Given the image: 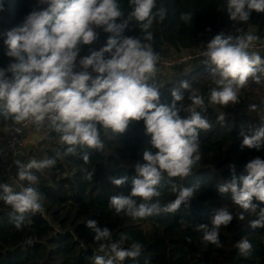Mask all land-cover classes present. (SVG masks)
<instances>
[{
	"label": "clouds",
	"instance_id": "9594fccd",
	"mask_svg": "<svg viewBox=\"0 0 264 264\" xmlns=\"http://www.w3.org/2000/svg\"><path fill=\"white\" fill-rule=\"evenodd\" d=\"M6 0H0V12L5 11ZM46 6V7H45ZM131 11L124 17L118 0H37L33 10L22 26L13 28L0 36L7 47L6 55L14 59L6 69H0V109L5 118L11 117L17 124L46 122L59 135L60 142L67 145L66 154H76L77 146L103 153L105 144L100 129L105 134L125 133L133 123L144 122L146 134L156 151L143 153L145 163H137L136 175L132 178L130 196L114 195L109 204L116 214L121 213L132 219H144L153 215L176 213L182 205L188 206L193 200L199 184L185 187L170 184V191L176 198L162 209L153 202L161 195L164 175L170 178H186L201 161L199 131L209 130L211 124L201 115L206 111L205 100L192 93L187 109L182 103L184 96L179 89L172 92L173 103H160V90L150 83L157 78V64L160 60L151 45L141 38L125 37L123 33L133 21L143 33L144 40L150 41L157 19L163 22L167 9L157 6V0H129ZM264 13V0H227V12L232 21L247 23L251 13ZM188 23L190 13L181 15ZM99 30L110 34L106 45L93 50L79 60L81 71H77V58L81 45H93L99 39ZM242 32L243 30H239ZM259 37L249 33L239 36L221 32L199 53L205 64L214 65L211 71L217 85L210 90L209 102L227 107L239 103V91L249 79L259 82L258 72L264 71V59L250 51L253 41ZM97 75H93L89 72ZM10 74V75H9ZM190 84L182 82L187 90ZM179 104V107L177 106ZM255 111L256 106H250ZM191 115L182 118L181 111ZM220 119L223 121L224 117ZM242 147L260 150L264 147V125L242 130ZM85 163L89 155L82 156ZM19 171L18 179L29 185L37 183L33 169L40 171L55 165V159L23 163L15 161ZM235 172V165L229 166ZM247 175L217 185L221 195L231 194L235 205L244 213L254 215L252 228H264V208L253 201L264 203V159L256 157L245 165ZM86 172L85 178L93 179L94 172ZM117 187L127 183L128 178H110ZM3 200L10 206L15 226L20 228L28 214H43L42 194L34 187L22 186L19 191L9 184L0 185ZM141 202H138L137 199ZM234 217L224 207L217 209L210 219V225H200L205 243L221 247L220 228L229 226ZM87 227L94 232V240L111 241L108 227H99L96 220H89ZM236 248L241 255L252 251L249 240L241 239ZM100 252L93 264H117L126 259L142 255L143 245L133 242L122 248L120 243H101ZM150 264V262H146Z\"/></svg>",
	"mask_w": 264,
	"mask_h": 264
},
{
	"label": "trees",
	"instance_id": "16d2710c",
	"mask_svg": "<svg viewBox=\"0 0 264 264\" xmlns=\"http://www.w3.org/2000/svg\"><path fill=\"white\" fill-rule=\"evenodd\" d=\"M118 3L125 14L117 21L120 23L127 19L131 8L129 0H118ZM157 6L165 7L167 15L163 22L158 19L154 22L150 41L144 40L135 21L129 24L123 36L140 37L160 58L170 52L177 54L200 46L210 35L221 32L242 35L257 29L264 38V13L253 11L247 23H237L229 17L227 0H157ZM33 10H37V0H6L5 11L0 12V33L22 26ZM185 13L192 15L191 22L181 19ZM109 35L99 30V39L93 45L80 46L76 70H82L79 60L104 47ZM6 53L4 38L0 36V69L14 62ZM195 63V72L181 77L180 70H175L173 84L156 85L160 90V103L169 107L173 103L174 89L183 94L185 109L191 103L192 93L205 100L207 110L197 111L209 121L211 128L199 131L201 161L186 178H170L165 174L159 188L161 195L153 201L159 203L161 209L173 201L176 195L170 191L171 183L185 187L199 184L190 205H182L176 213L161 211L144 219H132L123 213L117 215L110 207L111 196L131 195L132 178L136 175L134 166L145 163L143 153L156 151L143 121L131 124L125 133L118 135L105 134L101 128L103 153L77 146L76 154H66L69 146L62 144L59 135L50 129L48 142L40 150L44 160L55 159V165L40 171L33 169L37 176L35 184L21 181V187L31 186L42 194L44 213L28 214L17 228L12 209L0 200V264H93L95 255H104L99 250L100 244L112 242L120 243L122 248L130 247L133 242L143 245L140 257L117 264H264V228L250 226L257 217L244 213L245 218L241 220L243 210L234 204L231 194L221 195L217 191L218 184L230 181L234 175L237 178L247 175L245 165L251 159H264V147L260 150L242 147L241 136V131H247L250 126L264 125V71L257 73L258 83L250 78L239 91V103L225 107L209 102L210 90L217 87L211 77L214 65ZM185 81L190 84L187 90L181 88ZM252 105L256 106L255 111ZM180 115L187 118L191 113L185 110ZM16 124L0 110V131L11 130ZM85 152L90 157L88 163L82 159ZM230 165H235V172ZM85 170L94 172L91 181L85 178ZM112 177L128 180L117 187L111 183ZM253 202L264 208V203ZM221 207L227 208L234 219L229 226L220 228L222 246L217 247L204 242L198 226L211 227L210 219ZM89 220H96L99 227H108L112 240L95 241L94 232L87 227ZM245 238L252 244L248 256L241 255L236 248Z\"/></svg>",
	"mask_w": 264,
	"mask_h": 264
},
{
	"label": "built area",
	"instance_id": "2783aa9c",
	"mask_svg": "<svg viewBox=\"0 0 264 264\" xmlns=\"http://www.w3.org/2000/svg\"><path fill=\"white\" fill-rule=\"evenodd\" d=\"M239 36L238 33L227 34ZM251 34L258 36L259 39L253 41V46L250 51L258 53L261 57L264 56V38L259 35L257 29L252 30ZM217 34L210 35L206 41L200 46L192 49L182 51L180 53H170L160 58L157 68L158 70L175 71L181 70L192 62H204L203 57L199 55L200 52L207 49V44ZM81 71V70H77ZM89 72L95 77L97 74L89 69ZM50 125L46 122L43 125L37 126L32 122H25L16 124L11 130H6L0 134V185L9 184L13 189H21V181L18 179L16 173V160H25L32 153L28 152L26 146L27 133H38L47 144L48 136L50 134Z\"/></svg>",
	"mask_w": 264,
	"mask_h": 264
},
{
	"label": "crops",
	"instance_id": "0c3cea01",
	"mask_svg": "<svg viewBox=\"0 0 264 264\" xmlns=\"http://www.w3.org/2000/svg\"><path fill=\"white\" fill-rule=\"evenodd\" d=\"M263 57L264 56H262V58ZM196 69H197L196 63L192 62L191 64L185 66L184 68H182L180 70L181 77L186 76L190 73H193L194 71H196ZM175 78H176V73L174 71L158 70L156 80L151 81L150 83H154L155 85H158V86H167V85L173 84L175 81ZM0 110H3V109H0ZM4 131H6V130H4ZM1 132H3V131H0V134H2ZM35 159L44 160L45 158L43 157V155H40L39 157H37ZM29 160H31V159H29ZM29 160H21V162L27 163ZM18 171H19V169L17 167V169H16L17 175H18Z\"/></svg>",
	"mask_w": 264,
	"mask_h": 264
},
{
	"label": "water",
	"instance_id": "95a60500",
	"mask_svg": "<svg viewBox=\"0 0 264 264\" xmlns=\"http://www.w3.org/2000/svg\"><path fill=\"white\" fill-rule=\"evenodd\" d=\"M45 144V141L41 138V135L38 133H27L26 146L40 148Z\"/></svg>",
	"mask_w": 264,
	"mask_h": 264
},
{
	"label": "rangeland",
	"instance_id": "374dc122",
	"mask_svg": "<svg viewBox=\"0 0 264 264\" xmlns=\"http://www.w3.org/2000/svg\"><path fill=\"white\" fill-rule=\"evenodd\" d=\"M171 53V52H170ZM170 53H167L166 55H168V54H170ZM195 72V71H194ZM191 74V73H190ZM189 77V76H188ZM177 82H179L178 80H177ZM46 145V144H45ZM44 145V146H45ZM43 146V147H44ZM40 151V153H37V152H39ZM28 152L29 153H32V155H34V156H30V158L29 159H33V158H37V157H39L40 155H41V150H40V148H34V147H28Z\"/></svg>",
	"mask_w": 264,
	"mask_h": 264
}]
</instances>
